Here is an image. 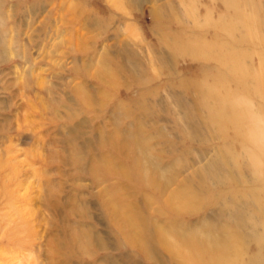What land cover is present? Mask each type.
Here are the masks:
<instances>
[{"label": "rangeland", "instance_id": "obj_1", "mask_svg": "<svg viewBox=\"0 0 264 264\" xmlns=\"http://www.w3.org/2000/svg\"><path fill=\"white\" fill-rule=\"evenodd\" d=\"M2 235L0 264H264V0H0Z\"/></svg>", "mask_w": 264, "mask_h": 264}, {"label": "bare ground", "instance_id": "obj_2", "mask_svg": "<svg viewBox=\"0 0 264 264\" xmlns=\"http://www.w3.org/2000/svg\"><path fill=\"white\" fill-rule=\"evenodd\" d=\"M147 181H149V179L147 180ZM136 220V222L139 220V219H135ZM135 222V227L138 225L137 223ZM142 224H143V222H141V224H139L138 226H137V230H141L140 232H139V236H140V240L144 243V246H143V248L144 247H146V248H148L149 249V247H151V245H152V240H151V238H149V233L147 232V230L145 229V228H143L142 229ZM174 230L175 229H171L170 231L171 232H174ZM176 232H178L177 230H176ZM175 233V232H174ZM228 232H223V234H227ZM199 233H196V231L195 232H193V241H192V244L194 245V246H196V247H198V248H200V249H203L204 250V247L206 246L207 247V244L205 243V241H207V242H209V243H213V241H215L217 238H218V240L220 241L219 243L218 242H216V243H214V244H212L213 246H210V245H208V247H211L210 249L211 250H213V251H215V252H217V251H219V247H220V245H221V242L223 241V237L222 236H224L225 237V235H220V236H217L216 237V235L214 236V234H211V233H207V234H205V237L203 238V236H202V234H204V233H202L201 235L199 234ZM6 236V235H5ZM5 236H3L2 235V237H0V240H1V244L4 242V237ZM161 236V235H160ZM165 239V240H164ZM157 241H166V244H168V241H167V237L166 236H162V237H159V239L157 240ZM141 244V243H140ZM169 245V244H168ZM192 245V246H193ZM170 246V245H169ZM209 249V248H208ZM151 251V250H150ZM8 253V252H7ZM9 260H10V258H9Z\"/></svg>", "mask_w": 264, "mask_h": 264}]
</instances>
